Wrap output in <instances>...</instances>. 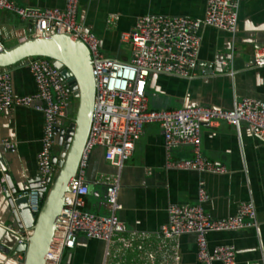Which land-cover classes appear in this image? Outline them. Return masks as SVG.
<instances>
[{
    "label": "crops",
    "instance_id": "obj_1",
    "mask_svg": "<svg viewBox=\"0 0 264 264\" xmlns=\"http://www.w3.org/2000/svg\"><path fill=\"white\" fill-rule=\"evenodd\" d=\"M16 1L23 7L32 8H63L67 2ZM206 7L207 0H81L78 18L99 38L106 57L129 61L130 47L121 42L120 36L131 30L139 17L150 14L202 19ZM111 14L118 15L119 20L108 25L107 19ZM32 32L30 23L23 22L13 13L0 11V42L4 47L32 37ZM200 35L198 67L191 79L150 75L147 86L149 108L172 110L205 106L232 109L246 97L264 101V71L250 66L255 50L264 46V0H241L235 34L203 27ZM231 69L237 71L232 77L228 76ZM9 71L15 95L36 92L26 60ZM77 108L78 100L73 98L68 117L59 121L60 127H70ZM43 124V115L29 107L5 110L0 114V226L9 229L8 232L0 230V264H19L25 259L23 253L12 256L18 240L10 230L13 227L10 221V185L12 183L17 189L21 188L18 194L28 188L29 182L33 186L39 185L37 156L41 150ZM5 140L16 144L15 152L3 146ZM58 148L60 151L55 153ZM61 150L57 141L54 156L59 155ZM202 153L207 160L226 166L229 172L214 175L166 169L163 132L159 124H147L123 170L119 196L123 205L119 212L121 220L131 230L151 233L152 243L156 244V234L168 220L169 206L196 204L199 182L204 180L209 193L204 208L209 215L217 219L229 218L237 214L241 203L253 202L259 222L258 229L210 233L207 236L209 247L234 245L238 264H264V143L244 123L234 127L219 122L202 127ZM171 155L174 161L190 159L193 150L187 145L175 146ZM115 171V167L105 160V150L95 148L87 169L89 194L85 197L84 210L96 215L109 214L106 187L99 180ZM178 243L182 264H200L195 235L181 236ZM105 247L103 242L88 239L80 233L76 248L64 253L62 264H117L119 258L106 259ZM135 255L131 252L125 261H121L122 264H140Z\"/></svg>",
    "mask_w": 264,
    "mask_h": 264
},
{
    "label": "built area",
    "instance_id": "obj_2",
    "mask_svg": "<svg viewBox=\"0 0 264 264\" xmlns=\"http://www.w3.org/2000/svg\"><path fill=\"white\" fill-rule=\"evenodd\" d=\"M80 1L67 0L63 8H32L23 7L16 0H0V11L13 13L23 22L30 23L33 37L70 34L87 46L92 58L96 96L91 129L60 215L56 238L47 253L46 264H62L64 253L76 248L80 233L88 239L103 242L106 259L119 258L117 264H122L121 261H125L131 252L136 254L135 260L140 264H182L178 239L188 234L196 236L200 264H238L236 246L218 245L211 249L207 236L210 233L258 229L257 208L253 202L241 203L235 216L213 218L204 208L209 193L205 181L201 180L198 202L193 205L171 204L168 220L157 232L158 241L153 244L151 233L131 230L121 220L119 212L123 205L119 196L123 170L147 124H159L163 132L167 159L165 168L168 170L214 175L229 172L226 166L204 158V125L226 122L238 127L244 123L264 143V101L256 98H243L232 109L205 106L172 110L149 108L147 86L150 75L191 79L198 67L200 30L211 27L235 34L241 0H207L206 13L202 19L150 14L139 17L131 30L120 36L121 42L130 47L129 61L111 59L103 54L99 38L88 31L78 18ZM118 20V15L111 14L107 23L112 25ZM3 47L0 42V51ZM26 61L36 92L15 95L10 71L0 69V114L5 110L29 107L43 115V137L37 162L39 188H47V194L56 173L53 157L59 138V121L68 117L74 96L62 75L63 69L57 68L52 59L40 56L30 57ZM223 64L228 65L227 62ZM250 66L264 71V46L255 50ZM236 73V70L231 69L228 76L232 77ZM186 145L192 147L193 157L172 160L173 147ZM3 146L11 152L16 151V144L9 140L3 141ZM97 147L105 150V160L116 169L114 174L104 175L99 180L106 187L109 209L106 216L84 210L85 197L89 194L87 169L92 152ZM39 194L38 189L25 190L19 194L27 199V207L35 214H39L43 203Z\"/></svg>",
    "mask_w": 264,
    "mask_h": 264
},
{
    "label": "water",
    "instance_id": "obj_3",
    "mask_svg": "<svg viewBox=\"0 0 264 264\" xmlns=\"http://www.w3.org/2000/svg\"><path fill=\"white\" fill-rule=\"evenodd\" d=\"M40 56L52 59L57 68L63 69L62 75L67 80L74 98L78 99V108L70 127L58 128V145L62 150L59 155L53 157L57 170L50 190L45 195L47 188H39L40 184L33 186L31 182L28 188H25L40 191L39 197L43 203L39 214L32 213L27 207V199L19 196L21 188L17 189L12 183L10 185V221L13 224L10 230L18 240L12 250V256L25 254V259L19 264H46V256L65 205L66 193L70 191L72 181L76 177L91 129L96 96L89 49L80 39L70 34L32 36L11 47H3L0 51V69L9 70L30 57ZM0 230L8 232L9 229L0 226Z\"/></svg>",
    "mask_w": 264,
    "mask_h": 264
},
{
    "label": "bare ground",
    "instance_id": "obj_4",
    "mask_svg": "<svg viewBox=\"0 0 264 264\" xmlns=\"http://www.w3.org/2000/svg\"><path fill=\"white\" fill-rule=\"evenodd\" d=\"M68 193H69V191L66 193V197H67ZM57 229H59V227H58V223H57V225H56V229H55L54 236H53V238H52L51 244L54 242V240H55V238H56V231H57Z\"/></svg>",
    "mask_w": 264,
    "mask_h": 264
},
{
    "label": "rangeland",
    "instance_id": "obj_5",
    "mask_svg": "<svg viewBox=\"0 0 264 264\" xmlns=\"http://www.w3.org/2000/svg\"><path fill=\"white\" fill-rule=\"evenodd\" d=\"M128 46V45H127ZM129 47V46H128ZM60 151V148H58L57 150H56V152L55 153H58ZM56 178V173H55V175H54V179ZM50 190V189H49ZM67 259V258H66ZM67 261V260H66Z\"/></svg>",
    "mask_w": 264,
    "mask_h": 264
},
{
    "label": "flooded vegetation",
    "instance_id": "obj_6",
    "mask_svg": "<svg viewBox=\"0 0 264 264\" xmlns=\"http://www.w3.org/2000/svg\"><path fill=\"white\" fill-rule=\"evenodd\" d=\"M55 170H57V167H55Z\"/></svg>",
    "mask_w": 264,
    "mask_h": 264
},
{
    "label": "trees",
    "instance_id": "obj_7",
    "mask_svg": "<svg viewBox=\"0 0 264 264\" xmlns=\"http://www.w3.org/2000/svg\"><path fill=\"white\" fill-rule=\"evenodd\" d=\"M76 100H78V99H76Z\"/></svg>",
    "mask_w": 264,
    "mask_h": 264
}]
</instances>
